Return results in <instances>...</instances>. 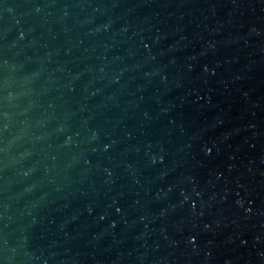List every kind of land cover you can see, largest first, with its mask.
<instances>
[{"label":"water","instance_id":"water-1","mask_svg":"<svg viewBox=\"0 0 264 264\" xmlns=\"http://www.w3.org/2000/svg\"><path fill=\"white\" fill-rule=\"evenodd\" d=\"M176 0H0V264H188Z\"/></svg>","mask_w":264,"mask_h":264}]
</instances>
